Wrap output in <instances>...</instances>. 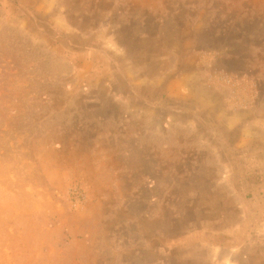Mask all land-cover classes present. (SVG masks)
Returning a JSON list of instances; mask_svg holds the SVG:
<instances>
[{
  "label": "rangeland",
  "instance_id": "rangeland-1",
  "mask_svg": "<svg viewBox=\"0 0 264 264\" xmlns=\"http://www.w3.org/2000/svg\"><path fill=\"white\" fill-rule=\"evenodd\" d=\"M0 264H264V0H0Z\"/></svg>",
  "mask_w": 264,
  "mask_h": 264
}]
</instances>
